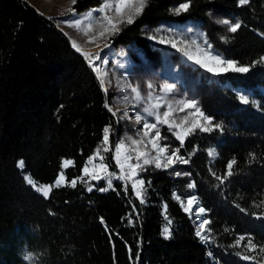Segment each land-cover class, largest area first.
Wrapping results in <instances>:
<instances>
[{
    "label": "trees",
    "instance_id": "trees-1",
    "mask_svg": "<svg viewBox=\"0 0 264 264\" xmlns=\"http://www.w3.org/2000/svg\"><path fill=\"white\" fill-rule=\"evenodd\" d=\"M102 1L75 0L72 8ZM186 2L147 0L118 42L148 48L143 27L196 20L214 47L249 70L223 72L212 85H201V107L213 130L175 139L174 150L188 163L174 172L142 164L137 196L131 174L126 189L112 176L118 128L108 108L112 92L105 93L93 65L53 19L26 0H0V264H264V0L243 6L239 0H190L188 10L176 14ZM209 12L241 27L222 41ZM106 127L108 151L102 149ZM97 149L111 187L104 178L82 176ZM64 159L73 163L63 169ZM61 171L66 183L52 186L48 197L26 179L53 183ZM188 196L205 209L201 220L210 222L200 236L196 215L182 208Z\"/></svg>",
    "mask_w": 264,
    "mask_h": 264
},
{
    "label": "rangeland",
    "instance_id": "rangeland-1",
    "mask_svg": "<svg viewBox=\"0 0 264 264\" xmlns=\"http://www.w3.org/2000/svg\"><path fill=\"white\" fill-rule=\"evenodd\" d=\"M26 1L35 6L42 14L53 19L57 26L70 37L72 46L73 42H75L78 47L83 49L92 50L99 47L105 48L102 50L100 65L93 66L95 69L91 65L90 66L92 69H97V71H99V74H95L100 83L101 80L104 81L101 86L105 93L112 92V102L108 104V107L112 110L118 122V128L115 131L112 142L114 160L115 146L124 142L125 150H122V154H127L132 157L128 161L129 164L142 165L144 164V159H149L152 161L149 164L155 165V158L157 156L160 157L162 164L166 163V157L175 151V139L179 142H183L184 139L195 130L209 127L207 119H205L209 117L204 114L201 107L200 90L204 82L208 83L207 86L212 85L214 83L213 78L218 74L209 72L206 68L196 64L194 60H189L185 52L187 51L193 56L199 55L200 57H204V53L208 52L211 55H219L221 59H229L210 43L198 21L189 20L186 22H175L168 20L160 21L152 27L145 26L143 27L145 31L143 37L144 40L149 43V47L144 48L142 46H137L134 42L130 44L118 42L117 35L120 30L127 25L126 22L118 25V31H105V24L100 22L102 17L107 15L114 20L120 19L115 13L116 0H103L101 4L81 11H76L72 8L73 0ZM136 3L137 0H131L132 8L125 9V18L129 12L133 11ZM106 5H111V7H106ZM101 9H103V11H101ZM89 13H91V16H89ZM208 15L218 28V38L222 41H228L229 36L232 34V32L229 31V27L232 23L238 21H231L226 17L212 12H209ZM136 17V15H133V20ZM222 20H228L230 24L218 23V21ZM76 21H80L79 27L74 26ZM89 24H91L90 29L88 27ZM101 32H104V35H99ZM152 36H155L156 39L149 38ZM161 38L173 41L177 46L172 47L171 43L162 44L159 42ZM193 41H195V43H193ZM76 48L77 47H75V49ZM198 48L204 51L198 52ZM84 59L89 63L85 57ZM212 66L216 67L215 64ZM165 84L173 85V90L171 92H166L163 88ZM149 85H151V87H149ZM133 88L137 89L139 92L140 99H137V93L132 91ZM190 99L196 101L199 112H197L195 108H186L184 104L181 103L182 101ZM157 102L161 107L159 109H153V115H148L143 111L145 107H149ZM169 104H171L173 109V114L169 118L170 122L180 124L187 118V123L183 124L182 128L170 127L168 124L157 123L155 115L158 113L163 118V112L167 111V106ZM181 109H183V111H181ZM199 113H203V116ZM137 116L141 117L139 123L137 122ZM145 123H157V129H145L143 127ZM193 123H198L200 128H195L190 133H185L183 141L178 139L177 134L181 133L183 129L191 127ZM145 131L149 133L148 136L144 135ZM155 131L160 132V138L156 143L160 147L166 149L163 153L159 152L158 148L153 147ZM169 133H171L172 136H169ZM132 140L141 142L133 145L131 143ZM106 148L108 149V144L106 146L104 145L102 149ZM140 152L146 155L137 160L136 157ZM96 153L97 150L94 153L95 159L92 163L88 164L90 172L94 169L100 172L98 166L103 163L100 159L102 156L101 150H99L98 154ZM173 159L176 160L175 157H173ZM65 160H70L73 163L72 159H64L62 161L63 169L72 165L63 166ZM86 163H88V159ZM178 164H180V161L176 160L173 165L166 169H171L174 172ZM137 172L138 168L135 172L131 171L130 176L132 186L134 184L136 185V187L133 188L135 194L139 192L140 184L138 181H141ZM60 173L53 183L48 184L36 183L29 176H26V178H30L33 181L35 187L32 186L36 191H38L37 189L41 186H49L51 190L52 186H56L55 182ZM100 174L106 181L110 179L109 170H107V173L100 172ZM82 176L84 177L83 172ZM85 177L87 180H93L90 176ZM64 183H66V177L61 181L60 185ZM89 188L92 189L93 186L89 185L88 189ZM38 192L43 194L42 191ZM191 197L192 196H188L182 199V204L185 209H191L192 213L196 215V221L200 225L202 214L197 215L198 206L196 201H194L191 206L187 203Z\"/></svg>",
    "mask_w": 264,
    "mask_h": 264
},
{
    "label": "snow or ice",
    "instance_id": "snow-or-ice-1",
    "mask_svg": "<svg viewBox=\"0 0 264 264\" xmlns=\"http://www.w3.org/2000/svg\"><path fill=\"white\" fill-rule=\"evenodd\" d=\"M73 3H75V0H73ZM249 3V0H239V4L241 6L243 5H246ZM147 4V0H137V3L135 4L134 6V9L132 12H129L125 18V9H128V8H132V4H131V0H116V5H115V13L118 17H120V19L118 20H114L112 17H109L107 15H105L104 17L101 18V23L105 24V31H118V25L119 24H122V23H127V24H132L134 22L133 20V15H140L141 12L143 11L144 7L146 6ZM106 7H111V5H106ZM190 7V0H188V2L186 3H182L179 5V7L175 8L174 9V12L176 14H179L180 12L182 11H187L188 8ZM101 11H103V9H101ZM89 16H91V13H89ZM218 23H222V24H230V21L228 20H222V21H218ZM80 25V21H76L75 22V25L76 27H79ZM89 29L91 28V24L88 25ZM241 27V24L239 22H236V23H232L229 27V31L230 32H233L235 33L239 28ZM99 35H104V32H101L99 33ZM150 39H156L155 36H152V37H149ZM160 43H171L172 47H176V43L173 42V41H168V40H165L164 38H161ZM193 43H195V41H193ZM73 47H77V45L75 44V42H73ZM77 50L79 51L80 49L77 47ZM198 52L200 51H204L202 49H197ZM87 55V54H85ZM185 55H187L188 59L189 60H194V62L196 64H199L201 67H204L206 68L209 72H214V73H222V72H227V71H233V72H247L249 70L248 67H240V66H237V64L235 63V61H232V60H225V59H221V57L219 55H211L210 53L208 52H205L204 53V57H200L199 55L197 56H193L191 53L189 52H185ZM262 61H264V57L261 58ZM211 62V63H209ZM215 64L216 67H213L212 65ZM104 81L101 80V84H103ZM149 87H151V85H149ZM164 90L166 92H171L173 90V85L171 84H165L163 86ZM133 92H136L137 93V99H140V95H139V92L137 91V89L133 88L132 89ZM240 100L241 102L243 103H248V99L247 97L245 96H241L240 97ZM181 103L184 104V106L186 108H195L197 112H199V108H197V105H196V101L194 99H190V100H187V101H182ZM161 107V105L157 102L155 104H152L150 105L149 107H145L143 109V111L145 113H147L148 115H153V109H159ZM109 111H111V109H109ZM181 111H183V109H181ZM173 114V109H172V106L171 104H169L167 106V111H164L163 112V118L161 117V115H159L158 113L155 115V119L157 121V123L159 124H168L170 127H176V128H182L183 124L187 123V118H185L184 121H182L180 124H175V123H172L170 122V117L172 116ZM201 116H203V113H199ZM207 119V122L209 124V127H203L201 128L202 131H212V127H211V120L209 118H205ZM141 120V117L137 116V122L139 123ZM157 123H145L143 125V127L145 129H151V130H155L157 129ZM216 128H220V125L217 124L215 125ZM195 128H200V125L198 123H193L191 125V127L187 128V129H183V131L181 133H178L177 134V138L180 139L181 141H183L184 139V134L185 133H190L191 131H193ZM104 132V138H103V143L105 145H107L109 143V128H105L103 130ZM145 136H148L149 133L147 131H145L144 133ZM160 138V132L159 131H155V138L153 140V147H156L159 149V152L163 153L166 151L165 148L163 147H160L156 141ZM141 141H137V140H132L131 143L133 145L135 144H138L140 143ZM122 150H125V144L124 142H121L119 144H117L115 146V161H116V165L123 171V169L125 168V166L127 165V167L132 171V172H135V170L137 168H140L141 165L139 164H136V165H132V164H129L128 161L132 158L130 155H127V154H122ZM105 151H108V149L106 148ZM178 152H179V149H176L175 151L172 152L171 155H168L166 157V163H161V160H160V157L157 156L155 158V165L157 168H160V167H164V168H168L170 167L171 165H173L176 160H179L180 163H188V160L184 159L183 157L179 156L178 155ZM99 153V149H97V153ZM122 155H123V158H122ZM146 154L143 153V152H140L136 159L139 160L140 157L142 156H145ZM211 155V153H210ZM173 157L176 158V160L173 159ZM95 159V154L92 155V156H89L88 157V163H86L82 169V172H83V175L84 176H90L91 179L93 180H100L102 179L103 177L101 176L100 172H103V173H107V170H108V165L107 164H104V163H101L98 167L100 169V172H97L95 171V169L90 172L89 171V167H88V164L92 163V161ZM101 160H103L104 158L101 156L100 157ZM152 161H150L149 159H144V164H149L151 163ZM72 164V161L70 160H65L64 161V164L63 166H68ZM233 164H235V161H230L228 164H227V168H228V175H231L232 174V168H233ZM19 167L23 168L24 167V164H23V161H20L19 162ZM27 179V182L30 184V185H34L33 181L30 179V178H26ZM65 177H64V173L61 172L58 179L56 180L55 182V185L56 186H59L61 181L64 180ZM217 179H221L220 177H217ZM71 186L72 187H75L76 186V183L77 181L75 179H73L71 182ZM138 183L140 185H143V181H138ZM108 184H109V187H111V179L108 180ZM195 185L194 184H189L188 187L189 188H192L194 187ZM136 185L134 184L133 185V188H135ZM38 191H42L44 197H48L49 196V192H50V187L49 186H41L40 188L37 189ZM107 189L105 188H101L100 191H106ZM89 191H91V188H89ZM137 196H140L141 193L140 192H137L136 193ZM196 200V197L195 196H192L189 200H188V205L191 206L193 205L194 201ZM143 199H141V203H143ZM185 211H189L188 208L185 209ZM205 212V209L203 207H200L198 208V211H197V215H201ZM210 222L207 220V219H204L201 224H200V229L201 230H204L205 227L209 224ZM169 224H170V221H169ZM164 235H165V238H169L171 233L169 231V229L166 227L165 230H164ZM197 236H200L201 235V231H197L196 233ZM250 247V250L251 251H255L256 250V246L254 244H251L249 245ZM260 252L261 253H264V248H261L260 249ZM26 259H31L30 256H26L25 257ZM244 259H252V257H249V256H245Z\"/></svg>",
    "mask_w": 264,
    "mask_h": 264
},
{
    "label": "built area",
    "instance_id": "built-area-1",
    "mask_svg": "<svg viewBox=\"0 0 264 264\" xmlns=\"http://www.w3.org/2000/svg\"><path fill=\"white\" fill-rule=\"evenodd\" d=\"M109 108V107H108ZM110 109V108H109ZM117 121V119L115 118ZM131 174V170L125 166L123 171L116 165L115 161V170L112 172V176H115L119 181H121L123 188H127L129 184V176ZM112 183V182H111ZM182 208L185 211L184 205H182ZM189 216H191V209L189 211H185ZM198 231H201L200 227L197 228Z\"/></svg>",
    "mask_w": 264,
    "mask_h": 264
},
{
    "label": "bare ground",
    "instance_id": "bare-ground-1",
    "mask_svg": "<svg viewBox=\"0 0 264 264\" xmlns=\"http://www.w3.org/2000/svg\"><path fill=\"white\" fill-rule=\"evenodd\" d=\"M78 52L81 55H83L89 61L90 65H93V66H96L98 64L100 65V59L102 57V50H98V51H96L94 53L83 52V51H80V50ZM85 54H87V55H85ZM95 73H96V71H95Z\"/></svg>",
    "mask_w": 264,
    "mask_h": 264
},
{
    "label": "water",
    "instance_id": "water-1",
    "mask_svg": "<svg viewBox=\"0 0 264 264\" xmlns=\"http://www.w3.org/2000/svg\"><path fill=\"white\" fill-rule=\"evenodd\" d=\"M72 48H74L73 46H72ZM75 49V48H74ZM76 50V49H75ZM77 51V50H76ZM78 52V51H77ZM83 56V55H82ZM87 62V61H86ZM89 64V63H88ZM90 65V64H89Z\"/></svg>",
    "mask_w": 264,
    "mask_h": 264
}]
</instances>
